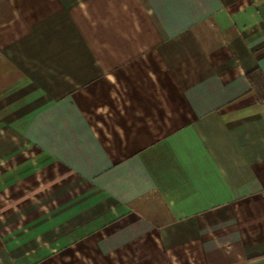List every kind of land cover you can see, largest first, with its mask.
Returning a JSON list of instances; mask_svg holds the SVG:
<instances>
[{"label":"crops","instance_id":"0c3cea01","mask_svg":"<svg viewBox=\"0 0 264 264\" xmlns=\"http://www.w3.org/2000/svg\"><path fill=\"white\" fill-rule=\"evenodd\" d=\"M0 264H264V0H0Z\"/></svg>","mask_w":264,"mask_h":264},{"label":"rangeland","instance_id":"374dc122","mask_svg":"<svg viewBox=\"0 0 264 264\" xmlns=\"http://www.w3.org/2000/svg\"><path fill=\"white\" fill-rule=\"evenodd\" d=\"M67 260V259H66Z\"/></svg>","mask_w":264,"mask_h":264}]
</instances>
